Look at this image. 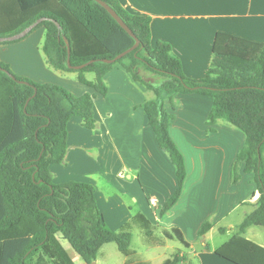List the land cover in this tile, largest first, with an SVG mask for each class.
<instances>
[{
  "label": "trees",
  "instance_id": "obj_1",
  "mask_svg": "<svg viewBox=\"0 0 264 264\" xmlns=\"http://www.w3.org/2000/svg\"><path fill=\"white\" fill-rule=\"evenodd\" d=\"M102 1L140 41L136 50L114 63L106 61L131 49L136 40L96 1L0 0V38L17 35L42 19L31 33L46 30L42 51L47 63L56 71L78 74V81L95 92L77 97L61 86L19 77L0 62V264H76L59 241L60 234L87 264L96 261L107 244L117 246L126 264H152L130 260L137 255L131 249L132 229H140L156 246L161 244L156 236L158 226L139 212L120 231H112L98 208L93 185L57 184L51 173V166L65 161L70 120L79 117L87 129L96 128L94 100L108 94L105 77L116 64L156 94L155 100L144 104V112L158 146L176 167L178 180L162 215L178 202L186 179L184 157L170 134L174 115L166 111L165 101L173 103L178 94L210 97L213 108L208 124L223 119L245 134V145L233 165V183L240 180L243 166L245 173L254 175L260 197L238 234L216 255L232 264H264V247L245 237L251 227L264 229V42L218 34L206 76L188 78L170 44H153L150 17L131 14L115 0ZM69 59L73 67L92 63L75 70L69 68ZM141 70L161 77V83L146 81ZM88 73L95 75L94 81L86 78ZM211 228L210 222L204 223L200 236ZM161 240L190 247L177 228L163 230ZM186 260L178 251L162 264H184Z\"/></svg>",
  "mask_w": 264,
  "mask_h": 264
},
{
  "label": "crops",
  "instance_id": "obj_2",
  "mask_svg": "<svg viewBox=\"0 0 264 264\" xmlns=\"http://www.w3.org/2000/svg\"><path fill=\"white\" fill-rule=\"evenodd\" d=\"M115 1L131 14L152 19L153 44H170L188 78L206 76L218 34L264 42V0ZM45 37L46 30L39 28L21 41L0 45V62L19 77L61 86L77 97L95 94L78 81V74L50 67L42 51ZM86 78L94 81L95 75L88 73ZM105 83L108 94L94 100L96 128L87 129L79 117L68 123L65 161L51 166L54 182L93 185L98 208L112 231H120L139 212L158 226L156 236L161 244H148L145 262L162 264L180 251L187 257L184 264H232L216 251L238 234V227L260 197L254 175L245 173L243 166L241 179L233 183L232 169L245 145V134L223 119L208 124L213 108L210 97L178 94L173 103L165 101L166 111L174 115L170 134L184 157L186 179L180 199L162 215L178 180L176 167L158 146L144 112V104L155 100L156 94L120 64L106 75ZM206 222L212 228L200 236ZM173 228L184 234L189 248L161 240L162 231ZM245 237L264 247V233L258 228H249Z\"/></svg>",
  "mask_w": 264,
  "mask_h": 264
},
{
  "label": "rangeland",
  "instance_id": "obj_3",
  "mask_svg": "<svg viewBox=\"0 0 264 264\" xmlns=\"http://www.w3.org/2000/svg\"><path fill=\"white\" fill-rule=\"evenodd\" d=\"M121 65V64H120ZM53 69V68H52ZM75 74V73H73ZM141 76L148 82H158L161 80V77L154 75L152 73L146 72L145 70H141L140 71ZM76 75V74H75ZM90 78H93V75H89ZM232 175H233V169H232ZM240 175V179H241V174ZM233 178V176H232ZM256 229L258 228L260 231H262V233H264V229L261 227H255ZM58 239L61 242V244L63 245V247L69 251L73 257H75L76 264H87L82 258H80L79 256H77L75 254V252L73 251V249L71 248L69 242L66 240V238L63 235H58ZM148 244H150L152 246V241L150 242L149 240L146 239V237L142 234L141 230H139L138 228L133 231V242H132V246L131 249L134 250L137 255L133 256L130 258V260L134 261V262H139V261H143L144 259V255L143 253L146 251V249L148 248ZM177 246H180L179 242H175V244ZM169 252H173L171 249H169ZM126 257L123 256L117 249V246L115 244H107L104 245L98 255V258L96 261L92 262V264H124V262L126 261Z\"/></svg>",
  "mask_w": 264,
  "mask_h": 264
},
{
  "label": "water",
  "instance_id": "obj_4",
  "mask_svg": "<svg viewBox=\"0 0 264 264\" xmlns=\"http://www.w3.org/2000/svg\"><path fill=\"white\" fill-rule=\"evenodd\" d=\"M96 1L98 4H100L103 8H105L108 13L118 22V24L131 36L133 37L135 40H136V44L131 48L129 49L128 51L120 54L115 60L113 61H106L108 63H114L116 61H119L120 59H122L123 57H125L127 54L133 52L134 50H136L139 45H140V41L136 38V36L133 34L132 30L126 25V23L120 18V16L104 1L102 0H94ZM43 20H39L37 21L35 24L31 25L30 27L26 28L24 31H22L21 33L17 34V35H14V36H10V37H4V38H0V44L1 43H6V42H16V41H19V40H22L24 39L26 36H28L32 31L33 29H35L37 27V25L39 23H41ZM68 50H69V58H70V54H71V50H70V47L68 46ZM92 63V62H91ZM91 63H88L86 65H82V66H77V67H73L71 65V61L70 59L68 60V66L69 68H73L75 70H81L83 68H85L87 65L91 64ZM0 70H2V68L0 67ZM9 76L13 79H15V77L11 74H9Z\"/></svg>",
  "mask_w": 264,
  "mask_h": 264
}]
</instances>
